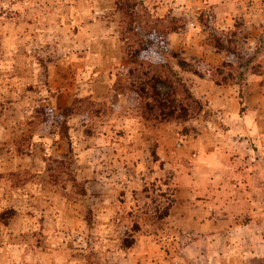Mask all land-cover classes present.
<instances>
[{"label": "rangeland", "instance_id": "1", "mask_svg": "<svg viewBox=\"0 0 264 264\" xmlns=\"http://www.w3.org/2000/svg\"><path fill=\"white\" fill-rule=\"evenodd\" d=\"M138 1L131 25L116 0H0V264H264V0ZM158 59L193 94L234 74L238 106L144 120ZM87 60L132 125L85 95Z\"/></svg>", "mask_w": 264, "mask_h": 264}, {"label": "trees", "instance_id": "2", "mask_svg": "<svg viewBox=\"0 0 264 264\" xmlns=\"http://www.w3.org/2000/svg\"><path fill=\"white\" fill-rule=\"evenodd\" d=\"M138 0H116V8L118 12L122 14L124 20L128 21V24H135V14L134 9L138 6ZM136 28V27H135ZM176 29H173L172 32H175ZM153 36H148L149 41L152 42ZM162 40L159 41V44L165 45V38L162 37ZM217 49L218 51H223L220 43V38L216 39ZM151 43H147L145 46L140 47L139 51L136 53L137 56L141 55L144 60H142V65L148 63L149 54H155L158 58V51H153V45ZM152 46V47H151ZM161 46V45H160ZM165 48V47H164ZM229 53V51H227ZM232 54V53H230ZM234 56V55H233ZM160 59V58H159ZM155 61L156 64H149L150 68H154L157 71L152 77L144 83V88L137 87L134 91L136 95H138L143 100H149L142 107L143 109V118L146 121H154L160 124L164 122H168L172 119H175V115L178 114L180 118L190 117L194 118L199 115L203 109L204 105L202 102L194 96V94L189 89L188 85L181 80L174 81L169 77L172 73V66H169L166 62H160V60ZM163 60V59H162ZM154 61V60H153ZM226 63L222 64L220 67H215L214 69L218 72V75H221L222 72L226 68ZM228 65V64H227ZM212 69L211 71H213ZM151 75L146 72L143 75L146 77ZM195 74H200L199 72H195ZM201 75V74H200ZM240 77H244V73L239 74ZM211 77V74H210ZM234 74H229L225 77L224 80L216 81V86H230V85H240V82H235ZM210 80H213L212 77ZM178 84H177V83ZM156 84H163L170 88V92L161 93L157 88ZM149 89V90H148ZM191 111L194 114H189ZM130 247V246H128Z\"/></svg>", "mask_w": 264, "mask_h": 264}, {"label": "crops", "instance_id": "3", "mask_svg": "<svg viewBox=\"0 0 264 264\" xmlns=\"http://www.w3.org/2000/svg\"><path fill=\"white\" fill-rule=\"evenodd\" d=\"M98 21H94V23L85 25L82 27L83 31L87 30H94V27H98ZM92 43H99L97 40L101 41V35H95L92 34L91 36ZM105 39L110 38L111 41H114V44H116V47H118V44L116 42L117 36L115 35H108ZM101 50L96 51L91 47V50L88 53V58L92 59L94 57H97V59L100 57ZM122 60V53L120 50H116L115 56L113 60L111 59V64L118 65ZM88 61V60H87ZM90 62L88 61V65L84 66L82 69V74L86 78L84 80H89L90 82L85 85L83 91L85 92V95L88 97H91L96 102H107L112 107H117L118 109H121L123 106L124 113L122 115L114 114L115 117L119 118L120 121L125 125V127H128L132 125L133 123V109L130 108V105L128 103V98L124 94L116 93L113 90L112 87V77L113 74H109L108 71H106L104 68H102L100 63H103L100 61V63L96 62ZM196 80L190 81V83L193 84V91H195L194 95L200 99L201 101H204V103L208 104V108H214L218 110H222L223 112L227 113V109L229 105H232L234 108L235 106H238V88L237 85H230V86H216L214 85L209 79L207 78H195ZM257 79L259 81L264 80V75L259 76ZM255 81V80H250ZM251 83V82H250ZM259 83L258 85H260ZM260 90H264V87H259ZM130 108V109H129ZM113 116V118H114ZM141 118V117H140ZM228 120H230L229 117H227ZM224 139L233 141L237 144V147L242 146L240 142H242L243 138L242 135H239L236 131H230L229 135L224 136Z\"/></svg>", "mask_w": 264, "mask_h": 264}]
</instances>
